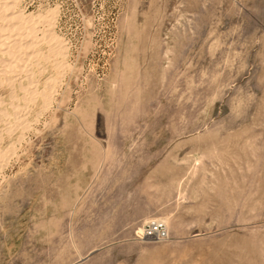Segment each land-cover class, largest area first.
Instances as JSON below:
<instances>
[{
	"label": "rangeland",
	"instance_id": "1",
	"mask_svg": "<svg viewBox=\"0 0 264 264\" xmlns=\"http://www.w3.org/2000/svg\"><path fill=\"white\" fill-rule=\"evenodd\" d=\"M15 10L51 21L0 43V264H264V0Z\"/></svg>",
	"mask_w": 264,
	"mask_h": 264
},
{
	"label": "bare ground",
	"instance_id": "2",
	"mask_svg": "<svg viewBox=\"0 0 264 264\" xmlns=\"http://www.w3.org/2000/svg\"><path fill=\"white\" fill-rule=\"evenodd\" d=\"M17 1L18 0H0V10H1L0 19L3 21L0 24V31H1L0 32V43H1V46H4V47L6 45H9L7 48H9V49L11 48L10 50L17 49V51L19 52L18 57H20L22 53H25V54L28 53L27 48H30L33 43H35L36 41L38 42L39 40L41 41V39L36 40V36L38 35L36 33L37 25H40L41 23H44V24L46 23V25H49L51 19H49L48 15H38V16L34 17L33 15H24L21 12L16 11L15 8H16ZM50 14L51 13L49 12V15ZM40 26H42V25H40ZM44 27H46V26H44ZM49 28H50V26H49ZM52 31H50V29L45 30L44 33L42 34L43 40L46 41L48 39V42H51V46L54 45V48H51V50L55 54H60L62 51L61 49H62L63 45H61V41H60L59 37H57ZM38 33H39V31H38ZM30 49H32V48H30ZM32 53L34 54V52H32ZM4 54H8V53H4ZM9 55H10V52H9ZM33 56H35V55H33ZM28 57H30V56H28ZM16 60H17V58H16ZM9 65H10V63H8V66ZM47 84H45V85H47ZM52 87H54V86H52ZM46 96H47V94H46Z\"/></svg>",
	"mask_w": 264,
	"mask_h": 264
},
{
	"label": "built area",
	"instance_id": "3",
	"mask_svg": "<svg viewBox=\"0 0 264 264\" xmlns=\"http://www.w3.org/2000/svg\"><path fill=\"white\" fill-rule=\"evenodd\" d=\"M145 234L148 237L164 238L166 236V230L163 224L153 223L146 230Z\"/></svg>",
	"mask_w": 264,
	"mask_h": 264
}]
</instances>
